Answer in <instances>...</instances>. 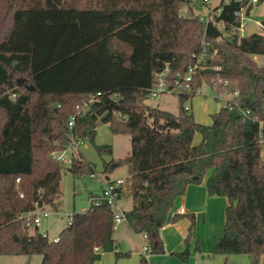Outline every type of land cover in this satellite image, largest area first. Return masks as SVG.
<instances>
[{"label": "trees", "instance_id": "1", "mask_svg": "<svg viewBox=\"0 0 264 264\" xmlns=\"http://www.w3.org/2000/svg\"><path fill=\"white\" fill-rule=\"evenodd\" d=\"M193 1L0 0V256L41 255V264H94L101 252L129 256L118 250L114 210L105 202L74 212L58 241L23 218L37 206L57 209L62 162L53 153L75 140L94 141L102 120L113 134L130 136V153L105 162L104 173L109 179L128 168L119 199H132L126 220L145 235L148 254L166 252L161 229L175 200L210 173L208 194L228 199L214 253L247 254L252 264H264V20L263 32L242 35L238 12L245 7L250 15L252 0H221L209 23L196 16ZM199 59L207 67L188 91L176 93L178 113L147 102L157 72L169 64L174 86ZM203 84L223 94L240 91L209 124L185 109ZM70 171L81 177L95 168L79 152ZM185 215V248L173 255L188 262L201 246L196 240L191 249L195 215Z\"/></svg>", "mask_w": 264, "mask_h": 264}, {"label": "rangeland", "instance_id": "2", "mask_svg": "<svg viewBox=\"0 0 264 264\" xmlns=\"http://www.w3.org/2000/svg\"><path fill=\"white\" fill-rule=\"evenodd\" d=\"M198 4L200 1L195 0ZM221 0H211V6L214 8ZM184 9L185 8H181ZM264 20V3L255 5L250 15L246 16L244 23L248 25V30L243 35H250L256 32H263V28L256 22ZM223 27V25H222ZM259 62L264 63V56L259 57ZM230 95L218 93L208 84H203L196 95L187 100V104H191L190 112L195 119L204 124L212 122V114L225 106ZM153 107L168 110L173 113L179 112V97L176 94H162L156 98H149L147 101ZM185 103V104H186ZM201 134L195 135L194 142L199 143ZM110 145L112 151L100 154L98 146ZM131 140L128 134H113L107 123L99 120L97 133L94 141L84 139L78 145L69 147L64 155L62 162V181L61 194L57 197V209L46 206V210L51 214L49 217L42 219L41 225L38 227L41 232L48 235L52 241L59 237L60 232L67 226L69 217L74 212H83L90 208L91 192L101 194L106 186H110L109 181L126 180L129 177V170L126 166L115 169L107 179L104 173V164L110 160L126 157L131 151ZM79 152L93 164L95 171L91 175L76 176L70 171L72 157L79 156ZM264 154V147H263ZM92 175L95 176L92 177ZM118 205L123 211H128L132 207V199L122 197L118 200ZM118 209V208H117ZM226 219V209H225ZM225 226V222L224 225ZM35 227V226H34ZM37 227V226H36ZM33 228H31L32 230ZM196 231V232H195ZM169 240L177 243L180 239L179 231L174 228L168 230ZM194 237L191 241V249L196 247V240L199 241L201 252H195L188 262H181L175 259L173 264H252V259L247 254H215L214 248L217 239L208 236L207 229L204 225H200L196 229V221L194 226ZM115 238L122 252H129V256L117 258L114 252L103 253L101 259L94 264H140L142 255H146L145 247L147 239L143 234H136L130 228L126 219L116 224ZM184 240V239H183ZM167 245L165 244V248ZM167 250V248H166ZM147 262L144 264L163 263L164 259L169 261L174 259L170 253L164 254H147ZM151 258L152 261L151 262ZM41 255H1L0 264H41Z\"/></svg>", "mask_w": 264, "mask_h": 264}, {"label": "built area", "instance_id": "3", "mask_svg": "<svg viewBox=\"0 0 264 264\" xmlns=\"http://www.w3.org/2000/svg\"><path fill=\"white\" fill-rule=\"evenodd\" d=\"M226 3H229L232 0H224ZM240 1V0H236ZM257 0H252L251 4L256 5ZM190 7H193L195 10L196 16L200 18L201 21H204L205 23H209L210 20L213 18L215 12L214 8L211 6V0H200V2L197 4L196 1H193L190 5ZM185 10L181 9L179 11L180 15L185 14ZM221 12V9H219L216 13L219 14ZM238 15L241 18V24L239 26V31L243 35L248 30V25L244 23V19L247 16L246 15V8L243 7L241 10L238 12ZM259 26L263 27L262 22H257ZM219 41H223L224 38L222 35L218 37ZM203 63H206L203 59H199L198 62L192 66L189 70V72L181 79L180 77L176 79L175 85L172 86L169 82V74H170V67L169 64L165 66V68L155 74L154 78V83L152 88L150 89V97L151 98H156L159 97L162 94H176V93H181V92H186L189 90V83L192 81L194 75L197 73L198 69H203L206 68L207 66ZM216 69H220L219 66L215 67ZM228 81H226V84ZM100 94V93H99ZM229 95V94H226ZM239 97L240 96V91L235 90L232 95L230 94V97H228L227 102L231 97ZM92 101V100H91ZM88 103H86L84 106H77V113L82 114L85 111L86 106ZM192 105L191 104H185V109L186 110H191ZM242 112L246 115L248 114V111L242 110ZM75 123V117H72L71 120L69 121V126L73 127ZM79 142H82V140H75L69 147L72 145H78ZM68 147V148H69ZM67 148V149H68ZM65 151L61 154H56L53 153L54 158H58L60 160H63V155ZM92 177L95 178L94 175ZM19 181V179H18ZM125 181L124 180H119L115 181L114 183H111L110 186H106L101 194L98 195H93L90 197V202L91 205H98L101 202H105L107 205L113 208L114 210V221H115V226L116 224L120 223L123 219H126L125 211H123L119 205H118V200H119V192L117 188H119L121 185H124ZM21 196H23L21 194ZM90 205V206H91ZM44 207H39L37 206L35 210L30 211L23 215V218L25 219L26 223L28 225H32L33 227L37 226L39 227L42 223V219L44 217H49L50 212L46 210ZM118 208V209H117ZM73 222V217L72 215L69 217L67 225L72 224ZM44 233V232H43ZM46 234V233H45ZM58 237L54 239V241H58ZM145 250L147 251V246L145 247ZM95 251H100L99 247H95Z\"/></svg>", "mask_w": 264, "mask_h": 264}, {"label": "crops", "instance_id": "4", "mask_svg": "<svg viewBox=\"0 0 264 264\" xmlns=\"http://www.w3.org/2000/svg\"><path fill=\"white\" fill-rule=\"evenodd\" d=\"M255 58H258V56H255ZM209 174L210 173L206 175L203 183L190 184L187 187L185 194L179 196L175 200L174 205L169 213L168 221L165 224V226L161 229V236L163 238L164 244L167 245L166 247L167 250L165 253H170L172 256H174L173 253L181 252L184 250L185 243L183 239H185V237L187 236L191 224L189 217L186 216L185 214L193 213L195 215L196 229H198L200 225H204L207 229L208 236H213L214 239H217V237L223 234L224 232L223 225L225 222V209L228 204V199L225 196H216V195L208 194L206 188V179L208 178ZM175 214H184V215L176 222H172L171 221L172 217ZM169 228H174L179 231V234L181 236L180 239L177 240V243H173L169 240L168 237ZM118 247H119L118 250L121 251L119 245ZM103 253L106 252H101V256ZM147 254L148 253L146 252V255ZM146 255H142V257L144 256L147 262L148 260ZM175 259L183 262L179 258L175 257L170 261L168 259H164V262L162 264H173L175 263ZM151 262H153L152 258H151Z\"/></svg>", "mask_w": 264, "mask_h": 264}, {"label": "water", "instance_id": "5", "mask_svg": "<svg viewBox=\"0 0 264 264\" xmlns=\"http://www.w3.org/2000/svg\"><path fill=\"white\" fill-rule=\"evenodd\" d=\"M18 84H19V86H23V85H25V79H23V78H19L18 79ZM34 87H31V89H33Z\"/></svg>", "mask_w": 264, "mask_h": 264}]
</instances>
